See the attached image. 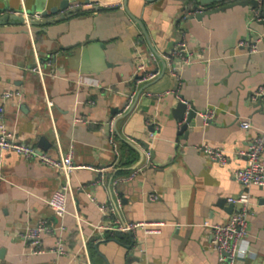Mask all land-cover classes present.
Returning <instances> with one entry per match:
<instances>
[{"label": "crops", "instance_id": "crops-1", "mask_svg": "<svg viewBox=\"0 0 264 264\" xmlns=\"http://www.w3.org/2000/svg\"><path fill=\"white\" fill-rule=\"evenodd\" d=\"M196 5L0 0V17L27 13L50 21L0 23L2 123L54 158L58 141L76 166L70 212L60 218L48 200L61 189V172L13 151L0 157V264H220L204 223L226 222L235 210L228 199L245 191L250 253L239 264H264V186L244 189L236 178L246 164L242 151L264 136V103L254 99L264 86V18L250 5H235L197 19ZM242 41H257L258 52L250 54ZM177 47L194 61L170 63ZM141 61L158 72L155 79L139 82ZM4 92L13 93L5 103ZM181 100L198 110L187 137L178 135L174 115ZM206 110L215 113L204 124ZM244 121L252 127L244 129ZM203 144L224 150L227 162L209 160ZM100 204H114L116 212L105 215ZM42 220L52 230L42 233L45 252L34 254L22 233ZM139 222L163 225L159 234L111 229ZM58 238L65 242L61 255Z\"/></svg>", "mask_w": 264, "mask_h": 264}, {"label": "built area", "instance_id": "built-area-1", "mask_svg": "<svg viewBox=\"0 0 264 264\" xmlns=\"http://www.w3.org/2000/svg\"><path fill=\"white\" fill-rule=\"evenodd\" d=\"M196 12V11H195ZM197 13V12H196ZM24 16L28 20L30 16L24 13ZM40 17V16H38ZM29 25V24H28ZM241 47H247L250 54L258 52V42L254 43L249 41H242L239 44ZM153 59H156V55L152 54ZM174 59H180L182 65L186 66L194 61V58L189 54L186 48L177 47L169 60L170 63ZM181 68H183L181 66ZM41 74L40 66L36 68ZM137 74L139 75V82H146L153 80L157 77L158 72L148 71L146 62L141 61L137 65ZM13 96L11 92H4L2 99L3 103L8 101ZM255 100H260L264 103V86H260L254 94ZM47 107L49 112L52 109L53 102L47 98ZM132 101V99H131ZM4 108L3 105L0 107V157H2L6 152L13 151L23 156L26 159H38L41 163L58 169L63 176V183L61 189L53 194V196L48 200V204L55 210L58 217L63 218L69 214V201L74 199L73 186L71 184V174L76 169L74 164L72 153L63 154L61 152L60 144L57 141V149L59 151V156L54 158L46 153H40L38 149L28 143L20 142L16 137L15 133L8 130L3 123ZM213 110H206L201 113L202 120L204 124H207L214 117ZM242 127L244 129H249L252 127L249 121L242 122ZM112 144L114 145V150L118 154L117 144L112 139ZM199 150L204 153L207 158L213 162H218L225 164L227 162V156L224 150L220 148H215L209 146L208 144H203L199 147ZM242 154L246 158L245 166L236 172L237 180L242 184L243 188H249L252 185L264 186V136L259 135L254 137L248 144L245 151ZM95 183L91 184V186ZM151 200H157V194H152L149 197ZM94 201V199L92 198ZM228 201L235 206V210L224 223H212L206 221L204 226L209 229L211 234V247L213 250L218 252L220 264H239L240 258L247 257L250 253L249 248V223L251 217V196L248 192H243L242 194L229 198ZM100 210L105 215L114 214L116 212V206L114 204H100ZM78 222V227H81L82 219L78 215L75 207L73 214ZM163 223H130L123 224L117 227H112L114 231L127 230L134 231L139 227L146 228L148 233L159 234L160 228ZM50 224L46 221H40L35 226H27L22 237L26 244L30 247V250L34 254H42L45 249L42 246V233L50 232L52 229ZM246 244V247H245ZM244 249L243 254H241V249ZM56 253H65V242L58 238L57 247L55 249Z\"/></svg>", "mask_w": 264, "mask_h": 264}, {"label": "water", "instance_id": "water-1", "mask_svg": "<svg viewBox=\"0 0 264 264\" xmlns=\"http://www.w3.org/2000/svg\"><path fill=\"white\" fill-rule=\"evenodd\" d=\"M224 0H199V5H196L194 7V10L197 12L195 17L197 19H202L205 16H209L213 13L231 8L235 5H250L253 9L258 11V16L263 19L264 18V14H263V10L261 8V4L260 2L262 0H239L238 2H233L224 6H219V3H222ZM217 5V6H214ZM66 6V2L63 3L61 5L62 9H65ZM81 8H76V11H79ZM58 9L53 8L51 10L50 13H57ZM49 15V12H45L44 14H42L40 17H45ZM19 21L21 23H27V24H47L50 21L49 20H36L33 18H29L28 20L26 19V17L24 15H20V14H7L4 16L0 17V23L6 22V21ZM263 104L262 101L258 100V104L257 105H261ZM174 115L175 118L178 120V122L180 123V127H179V131H178V135H182L184 134L185 137L188 136L189 134V129L190 127H192L193 125L196 124V119L198 116V110L194 105H188L187 102H185L184 100H181L176 108L174 109ZM40 153H42L41 151H39ZM234 205L231 204V207L233 208ZM117 235H120L119 231H116Z\"/></svg>", "mask_w": 264, "mask_h": 264}, {"label": "clouds", "instance_id": "clouds-1", "mask_svg": "<svg viewBox=\"0 0 264 264\" xmlns=\"http://www.w3.org/2000/svg\"><path fill=\"white\" fill-rule=\"evenodd\" d=\"M245 247H246V244H245ZM243 251H244V249L242 248V249H241V254H243Z\"/></svg>", "mask_w": 264, "mask_h": 264}]
</instances>
